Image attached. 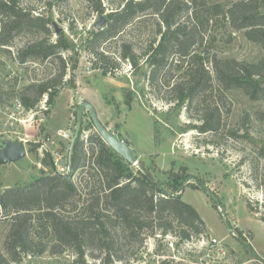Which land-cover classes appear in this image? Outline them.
<instances>
[{
	"label": "rangeland",
	"instance_id": "374dc122",
	"mask_svg": "<svg viewBox=\"0 0 264 264\" xmlns=\"http://www.w3.org/2000/svg\"><path fill=\"white\" fill-rule=\"evenodd\" d=\"M46 1L49 0H18V3L34 14L45 13L62 27L74 47L70 55L78 54L77 69L73 73L76 87L60 89L50 107L46 105L47 97L43 96L35 108L24 111L20 108L21 97L35 95L30 85L49 80L58 66L29 60L20 62L19 50L36 37L42 38L34 30L16 35L9 47L0 45V150L4 141H22L26 149L22 160L0 166V195L8 188H30L37 179L54 174L53 166L58 173L69 175L80 193H86L83 187L89 168L70 173V142L77 107L86 101L95 107L99 121L132 149L137 162L127 164L133 175L149 171L163 185H172L168 179L171 172L189 175L179 187L181 199L196 210L205 224V233L181 241L176 223L175 235H163L161 230L148 228L133 236L115 223L109 235V256H104L101 241H88L87 264H161L164 261L167 264H264V98L251 100L237 89L217 90L214 96L205 93L196 96L187 106L178 107L176 102L174 106L177 94L171 87L179 82L183 71L172 70L173 56L151 85L147 80L150 68L144 63L145 56L136 68L121 58L124 46H130L140 57L157 39L155 16L145 13L115 37L100 43L97 51L108 57L106 65L111 68L110 73L104 74L100 69L94 70L93 54L87 52L88 41L97 32L94 24L100 14L81 0H55L49 12L44 10ZM231 1L197 0L198 4L219 3L223 8ZM123 3L124 0H103L106 9L102 16L108 20L107 14ZM184 19L182 16L181 21ZM51 31L54 32L53 28ZM203 36L202 45L194 49L200 47L196 53L204 59L207 70L212 54L247 63L264 58L262 47L248 41L244 31L233 28L228 21L220 19L212 27H206ZM55 38L56 35L51 40ZM191 67L194 69L196 65ZM213 104L220 111L219 130L199 133L193 125H199ZM81 127L87 161H94L91 153L98 152V145L90 143L89 138L97 133L86 110ZM47 154L52 167L42 162ZM187 183L198 185L206 193L191 189ZM139 214L149 223L144 212ZM10 221V216L0 215V254L8 260L5 241ZM38 224L34 222L29 233L34 254L23 255L11 264H73L74 249L57 245L49 230L41 229Z\"/></svg>",
	"mask_w": 264,
	"mask_h": 264
},
{
	"label": "trees",
	"instance_id": "16d2710c",
	"mask_svg": "<svg viewBox=\"0 0 264 264\" xmlns=\"http://www.w3.org/2000/svg\"><path fill=\"white\" fill-rule=\"evenodd\" d=\"M54 1H46L44 10L50 12L55 6ZM81 1L96 14L105 13L103 0ZM31 11L20 7L18 0H0V45L9 47L16 35L34 30L42 38L36 37L35 41L19 50L20 62L24 64L29 60L37 64L47 62L58 66L49 80L30 85L29 89H34L35 95L21 97V108L24 111L35 108L43 96L47 97L46 105L50 107L60 89H75L73 73L78 65V54L70 55L74 47L64 33L56 35L51 31V18L45 13L34 14ZM263 12L264 0H232L226 8L219 3L198 4L197 0H124L121 6L107 14V27L93 34L88 41L87 52L93 54L94 70L110 73L111 68L106 65L108 57L97 51L100 43L115 37L141 15L150 14L158 21L157 39L150 43L140 57L133 53L130 46H124L121 58L129 60L131 66L136 68L140 58L144 59L145 56L144 63L150 68L147 80L151 85L159 70L166 67L173 56L172 70L183 71L179 82L171 87L177 94L174 106L175 102L178 107L187 106L196 96L205 93L214 96L217 90L225 92L237 89L251 100H261L264 98V58L257 63H247L222 59L212 54L208 59L210 69L207 70L204 68V59L196 53L200 47L194 48L202 45L205 28L212 27L222 19L233 28L243 30L248 41L259 44L264 50ZM182 16H185L183 21ZM54 35L55 40H51ZM192 64L196 65L194 69ZM67 76L68 79H65ZM208 109L199 125H193V129L202 134L217 132L220 126L218 105L213 104ZM82 131L81 127L71 150L70 173L89 168L83 187L87 189L85 194L79 192L68 178L69 175L63 179L52 173L49 177L37 179L26 190L8 188L0 195V215L4 214V218L10 216L11 220L5 241L10 260L0 254V264L18 262L23 255L34 254V244L29 237L34 222L39 223L41 229L49 230L57 245L74 249L76 259L73 264H87V242L97 239L101 241L100 248L104 250V256L108 257L109 235L115 223L129 231L131 236L148 228L161 230L163 235H175V223L181 241L205 233L201 217L181 199L179 187L185 184L189 175L179 176L171 172L168 179L173 182L172 185L160 184L149 171L133 175L129 165L95 133L89 140L98 145V152L92 151L94 161H87L89 158L81 140ZM42 162L44 166L52 167L48 154ZM186 185L206 193V190L194 183ZM214 208H217L215 203ZM143 212L149 218V223H145L139 214ZM167 263L164 261L161 264Z\"/></svg>",
	"mask_w": 264,
	"mask_h": 264
},
{
	"label": "water",
	"instance_id": "95a60500",
	"mask_svg": "<svg viewBox=\"0 0 264 264\" xmlns=\"http://www.w3.org/2000/svg\"><path fill=\"white\" fill-rule=\"evenodd\" d=\"M106 22L107 19L100 15L98 21L94 24V28L96 29V31L99 32L103 30ZM51 27L53 28L56 35L60 32H63L62 27H60L55 22L51 23ZM85 110L88 111L90 121L97 135L104 142V144L107 145L116 155H118L126 163H128L129 165H135V163L137 162V157L133 153L132 149L124 141L118 140L114 133L108 130L99 121L95 107L86 101L82 102L77 107L76 125L73 137L70 142V152L78 137L79 130L82 124V114ZM2 145L3 148L0 150V166L17 163L26 156L25 145L22 141H4ZM53 172L54 174L60 176L63 179L68 177V175H62L58 173L54 166Z\"/></svg>",
	"mask_w": 264,
	"mask_h": 264
},
{
	"label": "built area",
	"instance_id": "2783aa9c",
	"mask_svg": "<svg viewBox=\"0 0 264 264\" xmlns=\"http://www.w3.org/2000/svg\"><path fill=\"white\" fill-rule=\"evenodd\" d=\"M20 106V105H19ZM20 108H21V106H20ZM60 136H62V137H64V138H68V135H60Z\"/></svg>",
	"mask_w": 264,
	"mask_h": 264
}]
</instances>
